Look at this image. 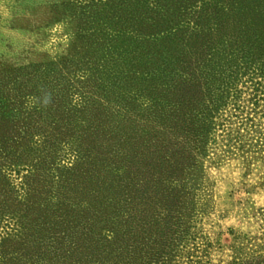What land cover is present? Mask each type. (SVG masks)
Returning a JSON list of instances; mask_svg holds the SVG:
<instances>
[{"label": "trees", "instance_id": "obj_1", "mask_svg": "<svg viewBox=\"0 0 264 264\" xmlns=\"http://www.w3.org/2000/svg\"><path fill=\"white\" fill-rule=\"evenodd\" d=\"M67 5L68 54L0 83V264H211L206 164L264 159V0Z\"/></svg>", "mask_w": 264, "mask_h": 264}, {"label": "rangeland", "instance_id": "obj_2", "mask_svg": "<svg viewBox=\"0 0 264 264\" xmlns=\"http://www.w3.org/2000/svg\"><path fill=\"white\" fill-rule=\"evenodd\" d=\"M68 0H0V83L12 70L45 66L68 54L77 22ZM3 127H0V135ZM1 138V136H0ZM211 212L195 225L211 264H226L232 234L254 235L264 208V159L206 164Z\"/></svg>", "mask_w": 264, "mask_h": 264}]
</instances>
